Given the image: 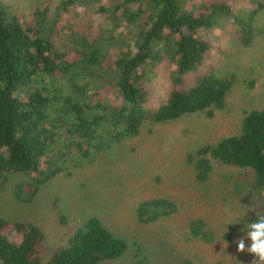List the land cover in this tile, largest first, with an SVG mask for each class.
Masks as SVG:
<instances>
[{"label": "trees", "instance_id": "trees-1", "mask_svg": "<svg viewBox=\"0 0 264 264\" xmlns=\"http://www.w3.org/2000/svg\"><path fill=\"white\" fill-rule=\"evenodd\" d=\"M261 12L264 0H33L25 11L0 0V184L28 175L14 194L30 202L52 177L116 150L143 124L214 115L234 73L209 66L215 45L206 33L220 29L248 45ZM194 155L200 181L206 156L251 170L264 202V108ZM152 205L163 212L149 213ZM172 211L174 203L153 198L137 217L150 223ZM43 249L34 223L0 217V264H114L127 243L91 217L48 259Z\"/></svg>", "mask_w": 264, "mask_h": 264}, {"label": "rangeland", "instance_id": "rangeland-1", "mask_svg": "<svg viewBox=\"0 0 264 264\" xmlns=\"http://www.w3.org/2000/svg\"><path fill=\"white\" fill-rule=\"evenodd\" d=\"M2 1L25 11L33 0ZM206 34L215 45L209 66L234 73L221 110L210 117L195 112L143 124L116 150L98 152L82 167L52 177L30 202H21L14 194L16 184L28 175L11 174L0 184V217L39 227L43 260L91 217L127 243L114 264H252L257 259L238 251L236 243L244 236L245 225L264 212V202L253 188V173L206 156L210 170L200 181L194 152L238 133L245 112L264 108V12L256 17L255 36L248 45L220 29ZM49 84L47 80L44 86ZM153 198L174 203V211L150 223L139 221L138 204ZM147 209L163 212L160 205ZM196 228L205 234L192 235ZM229 230L233 235L224 239L222 234Z\"/></svg>", "mask_w": 264, "mask_h": 264}, {"label": "clouds", "instance_id": "clouds-1", "mask_svg": "<svg viewBox=\"0 0 264 264\" xmlns=\"http://www.w3.org/2000/svg\"><path fill=\"white\" fill-rule=\"evenodd\" d=\"M246 239L250 241L246 245ZM237 250L240 252H249L257 257L252 264H264V212H258L257 218L245 225L244 236L236 241Z\"/></svg>", "mask_w": 264, "mask_h": 264}]
</instances>
